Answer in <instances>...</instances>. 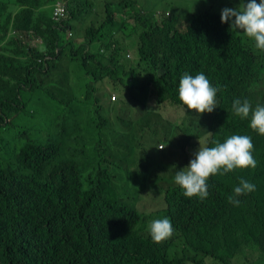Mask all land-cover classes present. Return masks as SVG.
Masks as SVG:
<instances>
[{
    "label": "trees",
    "instance_id": "trees-1",
    "mask_svg": "<svg viewBox=\"0 0 264 264\" xmlns=\"http://www.w3.org/2000/svg\"><path fill=\"white\" fill-rule=\"evenodd\" d=\"M65 1L57 22V0H0V264H264V135L232 108L235 99L264 106V52L231 27L235 17L221 22L222 9L248 0H185L171 15L165 5L157 14L120 0L99 14L91 0ZM201 72L222 88L211 113L179 99L181 76ZM163 103L208 128L179 133L161 120ZM148 132L169 137L168 147L248 135L257 167L211 176L204 200L166 183L155 219L168 217L175 231L157 244L121 174ZM149 142L164 150L158 137ZM150 156L143 188L170 181L160 173L179 165ZM241 179L256 190L237 206L228 197Z\"/></svg>",
    "mask_w": 264,
    "mask_h": 264
},
{
    "label": "clouds",
    "instance_id": "clouds-1",
    "mask_svg": "<svg viewBox=\"0 0 264 264\" xmlns=\"http://www.w3.org/2000/svg\"><path fill=\"white\" fill-rule=\"evenodd\" d=\"M232 17L235 19L231 20ZM230 20L231 27L241 30L246 37L254 41L256 49L264 52V0L259 3L257 0H248L238 9H222L221 22L227 23ZM221 90L222 88L214 87L203 72L195 76L184 73L178 86L180 101L188 110L200 114L211 113L218 106L217 92ZM232 108L235 115L241 119L250 117L251 129L264 135V106L256 104L253 108L248 99H235ZM199 144V149L193 153L194 158L187 166L178 170L174 177L175 183L183 189L185 197L204 200L209 195L207 181L211 176L225 175L235 169L257 167V160L252 154L254 144L248 135H231L224 142H216L213 147L203 146L200 141ZM255 190L254 183L241 179L228 201L238 206L240 200L237 197ZM147 228L152 241L157 244L169 239L175 231L168 217L152 220Z\"/></svg>",
    "mask_w": 264,
    "mask_h": 264
},
{
    "label": "rangeland",
    "instance_id": "rangeland-1",
    "mask_svg": "<svg viewBox=\"0 0 264 264\" xmlns=\"http://www.w3.org/2000/svg\"><path fill=\"white\" fill-rule=\"evenodd\" d=\"M120 0H91L93 7L95 8L97 13H101L103 9L104 3H110L112 5L116 4ZM130 1L134 4L135 8H141V9H158V12H162V9L159 10V7H165L175 9L178 7V5H183L185 0H126ZM196 1H202L203 3H207L209 0H195L190 1L189 5L191 3ZM165 5V6H164ZM159 6V7H158ZM168 8V9H169ZM170 10V9H169ZM171 15V10L168 11ZM168 15V16H170ZM184 15V14H183ZM182 15V16H183ZM38 41L31 40V44H35ZM128 59H131L135 61L137 59V53L135 51V48L133 46H130L127 50ZM100 88L105 93H110V97L112 95H115L118 97V94L111 91L110 83L108 80H104L102 84L100 85ZM116 97V98H117ZM117 100V99H116ZM133 100H128V108H130V103ZM161 114L160 118L162 121H164L165 125H168L169 123L174 122L172 124V127L179 131V133L183 134V131L179 129L180 125L186 127V134H189L192 131H203L204 129L208 128V121H205L202 119L199 115L197 119L191 120L190 117L186 116V113L183 112L180 108L174 107L172 105H166L165 103L162 104V106L158 110ZM178 125V126H177ZM160 129L161 126H158ZM179 133L177 135V139L180 138ZM192 136V134H190ZM154 137H158V140L163 143L164 150L161 151V153H157L153 151L152 148H150V139ZM194 137H191V140ZM143 139L146 141L144 147V151L138 154L137 157V163L129 164V161L126 160L127 168L123 170L121 173L124 178L129 177V189H128V195L127 197L130 198V205L135 207L140 213L143 214L144 219L141 220L140 227L146 232L148 231V224L155 219L156 211H158L161 206H163V197L159 193L161 189L166 185L168 182H175L174 177L178 170L184 168L189 164V161L194 158L193 153H195L199 147L200 144L197 141L191 142L189 145L181 146L177 142V144L174 147H168L169 146V137H165L164 134H151L147 133L143 135ZM202 144V142H200ZM203 145V144H202ZM169 149V150H168ZM172 149L174 151H172ZM171 150V151H170ZM150 155H155L156 157L160 158V160H166L171 161L173 163L179 164L169 165L170 168L173 169H165L162 173H160V177L166 179H169L170 181H162L158 184H155L151 187L149 185L148 187L143 188L141 180H143L145 177L148 179L151 175V169H147L145 172V162L149 159V157H153ZM130 168V169H129ZM151 168V167H149ZM159 172V171H157ZM125 175V176H124ZM121 184V189L126 184L125 180H121L119 185ZM141 186V188H140ZM250 259H255V257H250ZM208 263L210 260L207 258L205 259ZM235 264H238L237 262L233 261Z\"/></svg>",
    "mask_w": 264,
    "mask_h": 264
},
{
    "label": "built area",
    "instance_id": "built-area-1",
    "mask_svg": "<svg viewBox=\"0 0 264 264\" xmlns=\"http://www.w3.org/2000/svg\"><path fill=\"white\" fill-rule=\"evenodd\" d=\"M67 13V7H66V1L65 0H57L54 10H53V17L57 20V22H60ZM70 32V30H68ZM110 100L114 101L116 100L115 95H112L110 97Z\"/></svg>",
    "mask_w": 264,
    "mask_h": 264
}]
</instances>
